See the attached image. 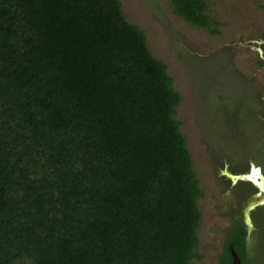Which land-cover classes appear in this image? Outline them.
Wrapping results in <instances>:
<instances>
[{"label":"trees","instance_id":"trees-1","mask_svg":"<svg viewBox=\"0 0 264 264\" xmlns=\"http://www.w3.org/2000/svg\"><path fill=\"white\" fill-rule=\"evenodd\" d=\"M169 2L219 32L208 0ZM179 102L120 0H0V264H191L202 192ZM251 247L236 225L218 264H264Z\"/></svg>","mask_w":264,"mask_h":264},{"label":"rangeland","instance_id":"rangeland-1","mask_svg":"<svg viewBox=\"0 0 264 264\" xmlns=\"http://www.w3.org/2000/svg\"><path fill=\"white\" fill-rule=\"evenodd\" d=\"M120 3L125 19L143 30L152 55L165 63L180 95L175 118L202 192L191 264H218L236 202L222 171L246 172L248 161L260 164L255 152L264 148V66L257 64L255 42L264 33V0H208L207 14L219 22L218 33L188 25L169 0ZM217 66L225 71L215 80ZM257 234L264 238L259 229L246 239L256 256L264 254L253 243Z\"/></svg>","mask_w":264,"mask_h":264},{"label":"flooded vegetation","instance_id":"flooded-vegetation-1","mask_svg":"<svg viewBox=\"0 0 264 264\" xmlns=\"http://www.w3.org/2000/svg\"><path fill=\"white\" fill-rule=\"evenodd\" d=\"M263 40H264V33L261 37H258L255 40L256 44L262 50V55H264V42H262V43H258V42L263 41ZM257 53L259 56L258 58H260L264 62V60L260 56L259 52H257ZM263 153H264V148H263ZM251 162H253V161H251V160L248 161V169H249V165ZM257 165H260L261 171L264 174V162L262 164H257ZM238 173H241V172H238ZM223 178L228 183L227 184L228 190L236 197V202L233 205V207L231 208V209H235V213H234V217L232 219V226H231V228H229L228 233L236 225L242 224L244 229H245V240H246L248 238L249 234H253V232H258L259 229L264 228V203L255 206L252 210H250L248 212L249 217H250V222H251V226L248 227V225L244 222L243 213H244V210H245V207H246L248 200L254 194H256L259 190L249 182L237 181L235 183H232L225 175L223 176Z\"/></svg>","mask_w":264,"mask_h":264},{"label":"water","instance_id":"water-1","mask_svg":"<svg viewBox=\"0 0 264 264\" xmlns=\"http://www.w3.org/2000/svg\"><path fill=\"white\" fill-rule=\"evenodd\" d=\"M262 42H264V40L259 41L258 43H262ZM258 52L262 57V59L264 60V55H262V50L260 48H258ZM222 174L225 175L232 183H235L237 181L249 182L259 190L248 200L243 213L244 222L248 225V227H250L251 222L248 212L252 210L255 206L264 203V174L261 171L260 165L251 162L249 165V169L246 172L233 173L225 169L222 171ZM231 254L233 257V264H238L239 258L237 257L235 252L232 251Z\"/></svg>","mask_w":264,"mask_h":264}]
</instances>
